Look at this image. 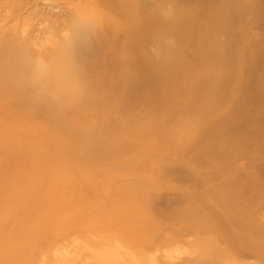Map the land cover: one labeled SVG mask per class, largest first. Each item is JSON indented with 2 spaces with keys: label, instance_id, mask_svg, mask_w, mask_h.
<instances>
[{
  "label": "rangeland",
  "instance_id": "1",
  "mask_svg": "<svg viewBox=\"0 0 264 264\" xmlns=\"http://www.w3.org/2000/svg\"><path fill=\"white\" fill-rule=\"evenodd\" d=\"M106 1L92 0V3L101 11ZM239 1L233 0V3ZM40 3L41 0H31L28 6L20 8V0H0V37L5 44L17 43L13 34L21 31L35 36L28 42L36 43L37 40L45 47L54 44V37L41 36L45 25L38 18L42 10ZM199 5L185 3V7L195 13ZM261 6L264 7V0ZM245 7L238 20L222 17L212 28L226 24L237 29L243 23L248 28L256 20L263 19L257 0H246ZM51 11L61 14V9ZM47 13L51 17L49 11ZM13 14L19 15L20 19L9 21ZM199 21L198 16L187 19L193 24ZM203 30L205 27L200 26L186 39L195 38ZM256 32L261 36L260 31ZM208 38L211 39L209 42L217 41L229 47L223 49L224 57L207 60L206 70L192 68L194 73L201 70L207 76L217 78L225 74L234 84L235 76L241 72L246 79L262 75L263 70L253 76L250 62L254 55L247 51L242 56L238 46L240 38L223 33ZM168 39L172 37L164 41L170 43ZM188 49L190 47L185 56ZM150 51L154 53V50ZM175 55L165 56L162 61L171 63ZM149 56V62H161ZM96 58L89 56L84 61L92 63ZM185 67L186 64L181 70L180 66L179 71L169 77L170 82L181 83ZM1 74L0 225L4 224V227H0L3 230L0 231V264H206L204 261L264 264V234L242 230L228 222L230 217L242 219L247 227L257 220L264 227V171L258 169L264 165V151L255 152L247 144H238L235 148L251 150L250 157L258 167L247 170L246 164L237 162L236 166L247 172L250 180L222 186L220 183L224 179L214 178V174L211 176L208 172L227 168V165L214 164V151L206 153L200 163L197 159L212 129L204 134L199 132L203 133L204 124L212 128L217 117L205 118L196 111L190 115L177 114L170 122H164L176 104H183L184 97L177 93L175 86L171 89L164 83L160 88L159 83L151 84L148 91L160 101L154 109L140 106L144 107L142 111L147 110L149 117L145 122L148 126L145 140L129 141L128 135L120 133L117 124L102 119L120 113L118 102L95 103L87 99L89 93L100 98L106 90L91 89L89 83L77 85L78 88L65 85L58 88L52 83L41 85L43 74H36L34 83L16 85V81L12 84L7 80L19 81L33 76L26 72ZM88 75L84 72L82 78L86 79ZM148 77L151 72L138 74V78ZM128 78L135 80L137 76L129 75ZM207 84L205 100L210 104L204 112L211 111V105L215 108L220 97L233 91L228 84L221 91L214 81ZM238 85L237 90H241L247 82L242 80ZM244 107L254 106L246 104ZM230 108L225 104L218 114ZM122 117L126 119L127 115ZM162 125L176 140V148L169 147L170 152L166 150V142L153 132V128ZM240 133L229 137H238ZM127 143L132 144L133 150L123 154ZM211 146L208 144V148ZM174 154L178 158L177 170L169 178L162 168ZM140 164L144 166L141 170ZM133 169L140 171L137 175L142 177L126 173ZM214 189L223 194L232 193L234 200L230 207L225 205L227 201H218ZM157 195L163 197L161 201L154 203L153 208L146 207L151 204L152 196ZM243 212L244 217L241 216Z\"/></svg>",
  "mask_w": 264,
  "mask_h": 264
},
{
  "label": "bare ground",
  "instance_id": "2",
  "mask_svg": "<svg viewBox=\"0 0 264 264\" xmlns=\"http://www.w3.org/2000/svg\"><path fill=\"white\" fill-rule=\"evenodd\" d=\"M262 1L257 0V6L263 14V19L256 20L252 27L248 25L247 28L243 23L235 29L221 24L220 27L214 29L212 26L216 25V21L222 17L226 20L234 18L238 20L246 9V0H240L237 4L233 3V0H107L103 3L101 11L93 6L92 0H41L42 10L40 9L38 18L45 25L41 36L45 35L46 39L47 36L54 37V44L45 47L43 44H38L37 40H35L36 43L28 42L35 36L25 35L23 31H21L23 34L14 32L13 38L18 41L17 43L5 44L0 37V75H2L1 73L26 72L33 76L19 81L7 80L12 84L16 81V85L34 83L37 78L36 74H43L40 80L41 85L52 83L54 87L58 88L64 85L78 88L77 85L89 83L91 89L106 90L107 92L100 98L89 93L87 99L95 103L118 102L119 112L122 115H127V118H123L119 113L102 117V119L117 124L120 133L128 135L129 141L145 140L148 130L145 122L149 117L146 114L147 110H142L144 107L148 110L154 109L160 101L153 92L148 91L149 87L156 83H159V88L162 83L171 89L175 86L177 93L184 97L183 104H176L164 122H170L177 114L190 115L196 111H200L205 118L207 116L217 117L212 128L211 125L204 124L203 133L199 132V134H204L208 129L209 131L212 129V134L206 140L207 143L201 152L197 154V159L200 163L206 153L214 151V164L217 166L224 163L227 168L216 169L208 172V175L214 174L212 176L214 178H223L224 180L220 184L224 187L236 184L238 180L246 182L247 179L250 180V175L237 167L236 163L246 164L247 170L257 168L258 165L256 161H253V157H250L251 150L249 148L237 149L235 147L238 144H247L255 152L262 153L264 151V113L262 112L264 109V7L261 6ZM191 2H195L197 6L200 4L196 13L188 10V6L185 7V3ZM30 3L31 0H20V8L28 6ZM54 8L61 9V14L52 13L51 10ZM48 11L51 17L47 16ZM257 15L258 13L255 16ZM192 16H198L200 23L187 22V19ZM9 19V21H17L20 17L13 14ZM200 26L205 27L202 34L186 39L187 35L190 36ZM244 29L245 31L249 29V32L245 33ZM256 31H260L261 36H258ZM222 33L237 39L240 38L238 46L242 50L243 57L247 51L253 53L254 60L250 62V67H252L253 76L263 70L259 78L246 79L241 72L235 78L233 76L234 84L229 78L230 76L226 75L225 77V74L217 78L216 76L209 77L201 70L193 72L192 68L194 67L206 70L207 60L215 58L218 60L224 57L226 52L223 49H227L229 46H223L217 41L209 42L211 39L208 38L209 35H221ZM168 37H172V39H168L171 40L170 43L164 41ZM173 41L174 44H172ZM235 42L232 43L235 44ZM241 43H244V46H241ZM33 47L36 48L34 52H32ZM189 47V53L185 56L184 53ZM151 49L154 50L153 54L150 53ZM43 52H45L44 58H42ZM170 54H176L171 63L162 61L165 56L170 57ZM149 55L161 62H149L151 60H149ZM89 56L97 58L92 63L85 62L84 60ZM230 62L232 64V61ZM239 63L242 67V62ZM185 64L182 82H170L169 77L178 72L180 66L182 70ZM84 72L89 74L86 79L82 78ZM149 72H151V77L138 78V74ZM106 73L110 74L101 75ZM129 75L137 76V79L131 80L128 78ZM210 80L214 81L218 91L224 90L227 84L232 86L233 91L226 97H220L215 108L211 105V111L204 112L210 104L205 100L206 91L204 89L207 88L204 87ZM242 80L247 82V85L241 90H237L239 89L238 84ZM171 83L172 85H169ZM31 86L35 87V85ZM236 100L237 104H234ZM212 102L215 105V101ZM225 104L229 105L231 110L226 109L223 113L218 114V110ZM246 104H252L254 107L246 108L244 107ZM141 105L144 107L141 108ZM215 114L217 115L215 116ZM194 124H196L195 119ZM173 125L175 126V124ZM163 128H165L164 125L153 128V132L159 134L163 142H166V150L170 152L169 147L176 148V140L168 135ZM184 130L186 131V126H184ZM185 131L182 130V132ZM239 132L241 133L238 137H229V135ZM131 143L125 144L123 154L128 150H133ZM208 144L212 146L208 148ZM166 145H162V147ZM168 159L169 162L166 160L167 164L162 168V172L170 178L176 173L175 163L178 158L174 154V157L170 155ZM138 167L141 170L144 166L140 164ZM234 168H238V170ZM258 169L264 171V165L259 166ZM128 172L131 176H135L140 171L133 169L126 171V173ZM137 176L138 178L142 177V175ZM213 192L218 197V201H227L225 205L231 206V202L234 200L232 193L223 194L216 189ZM162 198L161 195L152 196L151 204L146 207L153 208L154 203L158 204ZM54 202L60 203L59 201ZM226 210L228 211L227 208ZM241 216H246L245 212ZM228 222L242 230H252V233L264 234V227L257 220H253L247 227H244L242 219L230 217ZM0 227H4V224H1ZM0 231L3 232V230ZM204 262L212 264L210 261Z\"/></svg>",
  "mask_w": 264,
  "mask_h": 264
}]
</instances>
